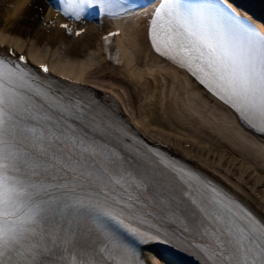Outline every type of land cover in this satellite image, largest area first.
<instances>
[{"label":"snow or ice","instance_id":"snow-or-ice-1","mask_svg":"<svg viewBox=\"0 0 264 264\" xmlns=\"http://www.w3.org/2000/svg\"><path fill=\"white\" fill-rule=\"evenodd\" d=\"M58 8L76 21L133 12L124 0ZM147 39L264 136V32L231 0H159ZM109 59L122 63L119 50ZM26 64L0 57V264H149L155 247L151 264H264V221Z\"/></svg>","mask_w":264,"mask_h":264},{"label":"bare ground","instance_id":"bare-ground-1","mask_svg":"<svg viewBox=\"0 0 264 264\" xmlns=\"http://www.w3.org/2000/svg\"><path fill=\"white\" fill-rule=\"evenodd\" d=\"M250 1L264 9V0ZM143 11L131 15L139 17ZM0 14V43L7 49L27 52L35 62L49 61L55 71L89 83L78 90L124 121L129 132H135L133 123L136 134L130 137L160 149L163 144L157 140H162L169 156L180 163L207 175L215 177L217 172L224 176L253 199L256 205L247 204L264 220V136L247 130L190 75L151 51L146 17L124 26V35L117 40L125 59L115 64L103 52L102 36L109 27L86 22V31L76 37L59 28L60 21H55L52 3L47 0H0ZM256 25L264 32L262 20L257 19ZM120 91L125 92L123 96ZM118 98L125 108L114 101ZM149 251L156 252L153 248L145 251L151 260Z\"/></svg>","mask_w":264,"mask_h":264},{"label":"rangeland","instance_id":"rangeland-1","mask_svg":"<svg viewBox=\"0 0 264 264\" xmlns=\"http://www.w3.org/2000/svg\"><path fill=\"white\" fill-rule=\"evenodd\" d=\"M63 50L65 51L66 48H64ZM106 81L109 82L108 79H106ZM110 83H114V82H111V81H110ZM115 93H116V92H115ZM118 93H119L120 95L123 96V94H124L125 92L120 91V92H118ZM116 96L118 97L117 94H116ZM117 97H116V98H117ZM125 97H126V99L128 98V93L125 94ZM126 99H125V100H126ZM117 100H118V103H120V105H121L122 107L125 108L124 104L120 102L121 100H119V98H118ZM128 102H130V101H128ZM128 102H127V103H128ZM125 103H126V102H125ZM129 118H130V120H133V118H132L131 116H129ZM215 174L219 176V174H218L217 172H216ZM220 177H221V176H220ZM222 179L225 180L226 182L230 183L227 179L224 178V176L222 177ZM230 184H231L232 186L234 185V184H232V183H230ZM236 184H237V183H236ZM238 189L240 190V194H241L242 196H244L247 200L252 201V203H254V202H253V199H252V198H249V197L247 196V195H248L247 193H245L244 191H242L240 188H238ZM249 191H251V189H250ZM259 195H260V194H259ZM254 205H256V204L254 203ZM259 209L263 211V209H261V207H259Z\"/></svg>","mask_w":264,"mask_h":264}]
</instances>
